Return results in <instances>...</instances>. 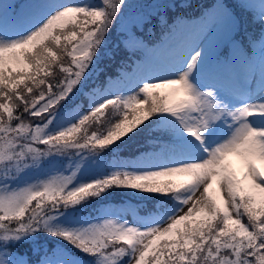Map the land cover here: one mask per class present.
Masks as SVG:
<instances>
[{"label":"snow or ice","instance_id":"1","mask_svg":"<svg viewBox=\"0 0 264 264\" xmlns=\"http://www.w3.org/2000/svg\"><path fill=\"white\" fill-rule=\"evenodd\" d=\"M230 4L243 5L248 23L254 22L244 0H218L205 7L217 9L218 17L227 25L228 38L218 53L219 56L227 49L222 56L225 61L232 55L233 45L250 56L252 43L264 40V0L258 20L260 32L251 40L243 17ZM3 5L0 4V264H32L18 248L34 243L40 233L62 244L54 250L55 255L45 252L43 246H34L36 264H71L65 256V245L96 258L97 264H264V171L256 163H264V89L256 98L247 89L225 99L214 85L202 82L205 51L202 45H195L181 56L165 59L158 70L140 77L125 94L97 98L85 112L77 111L76 104L66 113L70 122L67 127L48 131L58 111L71 104L77 93L83 89L84 96L93 95L90 88L85 89V83L96 74L99 50L107 45L113 26L123 22L122 9L126 10L128 4L126 0H103V6L49 2L5 9ZM184 7L178 0H168L155 8L167 13ZM151 21V14H146L133 27L143 30ZM160 22L167 24L163 17ZM171 33L169 28L167 35ZM129 39L143 45L138 48L139 55L124 41L116 48L123 44L129 53L128 59L134 65L132 73L136 64L143 62L146 49H157L164 42L161 39L149 47L134 33ZM65 55L71 57L67 61L71 66H65ZM112 55L114 58L115 53ZM56 68L64 76L53 83ZM21 105L23 112L43 117L45 123L35 127L26 124L18 111ZM109 105L122 113V119L106 134L89 136L87 126L99 120ZM154 116L153 123L165 129L169 139L152 142L155 148L136 158L133 171H114L80 184L73 183L76 172L56 174L40 184L18 189L9 183L24 169L69 150H76L83 163L88 159L82 155L83 150L111 149L137 128L147 126L146 121ZM13 120L17 123L13 124ZM82 131L83 142L79 135ZM33 145H46L47 149ZM231 157H238L246 166L247 183L233 171ZM214 186L219 198L213 194ZM113 188L170 195L180 206L144 221L153 225L145 229L114 218L86 227L68 228L58 223L66 210L100 198ZM201 188L202 197L194 199ZM184 206H188L187 210L180 214Z\"/></svg>","mask_w":264,"mask_h":264},{"label":"rangeland","instance_id":"2","mask_svg":"<svg viewBox=\"0 0 264 264\" xmlns=\"http://www.w3.org/2000/svg\"><path fill=\"white\" fill-rule=\"evenodd\" d=\"M150 1L151 0H126V4H128V6L126 10L122 9V11H124L123 22L119 25L113 26V29L118 31L116 40L113 36V30L111 32V39L105 46L106 53L102 55L104 52L102 53L99 50L100 54L97 66L100 65L99 60H101V57H104L106 60L110 61L112 50H107V47H111L110 44L114 43V53L120 51L116 48V45L119 41L126 42L129 48H131L137 53V55H139L138 51L140 50L138 48L143 47V45L135 39L130 40L129 35H131V33H134L136 36L142 37V43L147 44L149 47H152L154 45L144 42L148 38L159 35L155 32L152 33L151 30H149V24L145 25L143 30H141L138 26L133 27L134 22L141 17H144L146 14H151L152 20L156 15V19L159 18L162 13L159 11L160 9L155 8L156 4L168 2V0H157V2ZM49 2L69 4L88 2L103 6V0H34L30 1L28 5L43 4ZM216 2H218V0ZM244 2L248 4V7L251 8V6H253L259 11V13L261 12L262 0H244ZM13 3L16 4L14 0H0V4H4L3 7L5 9L11 8V5H13ZM25 7H27V5L22 6L21 9ZM169 28H172L171 35H166L163 40V44L158 45L157 49H146L143 53V62H138L136 64L135 71L133 73L132 71L123 69L121 70V73H119L118 77L113 78L112 75L109 76L102 72L103 76L106 77L105 86L103 88H99L98 86L94 88L91 87L90 90L93 95L84 96V98L88 102L87 107H85L83 104L82 107H77V111L85 112L91 106V103L94 102L95 99L100 98L104 95L125 94L129 92L130 89L135 86L137 80L140 77L158 70L165 59L171 58L173 56H181L195 45H202L205 51V61L201 69L200 77L202 82L205 84L214 85L220 90V94L225 99L230 98L239 90L247 89H249L250 95L256 98L259 96L260 91L264 89V40L259 42V40L257 39L254 43H252L253 52L250 56L238 50L236 46L233 45L232 55L228 60L225 61L222 58V56H224L222 52L219 54V56L218 53L224 43L227 41L228 28L225 22L218 17L217 9L209 8L201 18H183L171 23L169 27L165 25V31H163L161 35L165 34ZM63 43L64 41L62 40V44ZM64 57L67 58L68 56L65 55ZM67 61L65 62V66H71L67 63ZM104 67L106 69V65H104ZM131 73L132 75H130ZM63 76L64 74L59 70V68H56L55 78L53 79L52 77H50L49 79H53V83H55V80L62 79ZM103 76L97 75V78L102 79ZM110 77L111 79H109ZM117 90H120V92L117 93ZM160 91L165 90H157V93H159ZM142 95L143 94L141 93V96ZM72 108L73 106H71V104H65L62 107L63 110L58 111L55 118V123L49 127L48 131L56 132L59 131L62 127H67L70 122L65 118V116L66 113L69 112ZM18 111L22 115V119L26 124H30L35 127L36 124L42 125L43 123H45L43 117H31L28 115V113L23 112V105L20 106ZM60 111H62L63 113L60 114ZM74 122L75 121H73V123ZM16 123L17 121L13 120V124ZM101 127L102 125H98L97 122H90V124L87 126L88 135L90 136L92 133H96V135L100 136L99 132L101 131ZM158 127L161 128L160 125ZM156 128L157 127H154V129ZM79 135L80 141L83 142V131ZM33 146L40 147L42 150L47 149L46 145ZM100 150L101 149H96L94 152L83 150L82 155L88 157V159L83 163H81V155L78 156L77 151L74 149L64 152L59 156L49 157L39 164L37 170L31 173H17L16 178L9 180V183L14 189H18L30 185L40 184L44 180L56 174L62 173L64 175H71L73 172H76V177L73 183L80 184L109 176L114 171L135 170L134 162L136 158L131 160H114L110 167V170L106 171L100 162V158L103 156ZM68 161L69 163H66ZM230 163L232 164L233 171L236 172L237 177L242 182H247L244 178V174L246 172V170L244 172V169H246L244 163L238 157H231ZM256 163L257 167H259L261 171H264V163H260L259 161H257ZM0 184H2V181H0ZM213 194L217 195V198H219V195L215 191V186L213 189ZM202 195L203 192L201 188L200 191L196 193L194 199H200ZM88 201L84 202L76 208L66 210L64 214L59 218L58 223L68 228L81 226L86 227L91 223H102L106 218H114L120 222L127 221L129 225L140 227L141 229L153 226L151 224L144 223V221L153 218L152 216H142L135 207L127 204L109 206V208H105L103 209V211L99 212L97 216H92L89 218L84 217L81 213L89 208ZM173 206V209H176L180 206L175 198ZM187 207L188 206H184V209L180 214H184V212L187 210ZM84 208L85 210H83ZM73 211H76V213H74V216L72 215ZM243 222L245 224L247 223L244 219ZM163 226L166 227L167 225L164 224ZM49 241L46 237L43 236V233H40L37 234V236L34 238L33 245L45 247L48 246L47 243ZM27 244L30 245V242L25 243L21 246H25ZM30 252L31 251L29 250L28 253ZM28 253L24 256L29 260ZM65 256L69 257V259L71 260V264H97L96 261H81L78 258L71 256L68 252H65Z\"/></svg>","mask_w":264,"mask_h":264},{"label":"trees","instance_id":"3","mask_svg":"<svg viewBox=\"0 0 264 264\" xmlns=\"http://www.w3.org/2000/svg\"><path fill=\"white\" fill-rule=\"evenodd\" d=\"M32 0H17V6L27 5ZM217 0H178V2L183 3L185 7L183 9H170L165 13L164 9H160L159 11L162 13V15L168 19V20H174L176 17H185V18H198L200 17V14L208 9H205V7H209L211 4L215 3ZM230 7H232L234 10H236L237 14L242 16L244 19L245 27L248 29L249 37L254 35H259L260 32V24L258 23L259 13L248 6L247 13L252 17L253 21L252 23H248L249 16L242 11L243 5L238 4H230ZM157 16V15H156ZM154 16V17H156ZM156 22V21H154ZM115 28V27H114ZM155 33L159 34L153 38H151V42L156 43L157 41L162 39L161 33L165 30L164 24L160 22V20H157L156 25H154ZM151 30V27H150ZM111 32L108 34V42L111 39ZM118 31L114 29L113 36L116 40ZM145 35V34H144ZM113 38V39H114ZM120 42V41H119ZM118 42V43H119ZM111 47H107V50H112L110 61L106 60L104 57H101L100 65L97 66L98 70L96 74L94 75L93 79L90 80V82L85 83V89L91 88L92 85H101L103 84V78L99 79L97 78V75H102V72L109 76H115L119 69L123 67L124 65H127V61L129 53L124 49V46L121 44L119 48V52L115 53V56L113 58L114 53V43L110 44ZM105 46H102L100 51L104 55L106 53ZM126 51V52H123ZM108 55V54H107ZM106 55V56H107ZM124 60H119V59ZM71 57H64L65 62L70 60ZM119 60V61H118ZM118 61V62H117ZM106 65V69L104 67ZM104 77V76H103ZM83 89L80 93H77L76 97L73 98L71 106H75L78 104V106L82 107L83 104L85 107H87V100L84 98ZM60 110H63L62 108ZM88 110V109H87ZM86 110V111H87ZM60 114L63 112L60 111ZM129 115L131 116V113L129 112ZM122 119V113L118 112L116 109H114L111 105L107 109L104 110V112L101 114L100 119L95 121L98 125H102L101 131L99 132V135L102 136L106 134L107 130L111 127H114V123L119 122ZM156 117H152L149 121H146L148 123L147 126L141 125L140 127H143L142 129H136L133 133H130L129 137H124L123 140L117 144L109 147H106L103 150H100L102 153V157L100 158V162L104 169L106 171L110 170V167L114 160H131L137 158L141 153L148 151L149 149H154L155 144H152L153 141H162L169 139V134L167 131H156L154 130V126L156 123H153L152 120H155ZM90 124V123H89ZM158 124V123H157ZM80 156V155H78ZM73 161V160H72ZM66 163H69L66 162ZM38 166H33L24 169L20 173H31L35 170H37ZM89 208L85 210V208L81 214L84 217H92L97 216L99 212L103 211L105 208H109V206H117V205H131L135 207L138 212L145 217H156L160 214L166 213L170 210H173L174 206V198L169 196H159L156 194H146V193H140L135 190L130 189H118L113 188L106 192L102 197L100 198H91L88 201ZM74 213L76 211L72 212V215L74 216ZM79 216V215H78ZM247 222V217L243 218ZM43 236L47 238L49 241L47 244L48 246L43 247L45 252H49L52 255H55L54 250L58 249L62 242L57 240L54 237H50L47 234L43 233ZM53 239V240H51ZM34 247L33 242H30V245L27 244L25 246H19L18 251L22 255H27L29 250L31 251L28 253V258L30 261H32V264H36V260L38 259L37 255L32 254V248ZM66 249L71 256L78 258L81 261L84 262H95L96 258L86 256L80 252H78L75 249H72L70 246H66ZM41 256L43 253L40 254ZM124 259H127L126 257Z\"/></svg>","mask_w":264,"mask_h":264},{"label":"water","instance_id":"4","mask_svg":"<svg viewBox=\"0 0 264 264\" xmlns=\"http://www.w3.org/2000/svg\"><path fill=\"white\" fill-rule=\"evenodd\" d=\"M157 0H152V2H156Z\"/></svg>","mask_w":264,"mask_h":264}]
</instances>
